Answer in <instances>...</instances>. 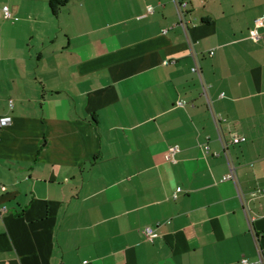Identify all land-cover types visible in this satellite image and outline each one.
Instances as JSON below:
<instances>
[{
  "label": "crops",
  "instance_id": "0c3cea01",
  "mask_svg": "<svg viewBox=\"0 0 264 264\" xmlns=\"http://www.w3.org/2000/svg\"><path fill=\"white\" fill-rule=\"evenodd\" d=\"M187 1L0 0V264L264 256V0Z\"/></svg>",
  "mask_w": 264,
  "mask_h": 264
},
{
  "label": "built area",
  "instance_id": "2783aa9c",
  "mask_svg": "<svg viewBox=\"0 0 264 264\" xmlns=\"http://www.w3.org/2000/svg\"><path fill=\"white\" fill-rule=\"evenodd\" d=\"M177 9H178V13L181 14L183 12V10H185L188 6V1L187 0H174ZM147 11H151V7H147ZM2 14L4 19H11V20H16V17L12 16V13L9 9V7L7 5H4L2 7ZM262 27L264 28V19L262 17H259L257 19H255L254 21V27L252 29H250L249 31V37L251 39H253L254 41H257L259 39V32H258V28ZM212 51L210 52V55H212ZM193 72H198L197 67H192L191 69ZM199 73V72H198ZM185 104L184 100H178L176 101V105L177 106H182ZM9 106H12L11 101L9 103ZM213 119L215 121H219L220 118L216 115H212ZM11 122V116L10 115H2L0 116V129L3 128L4 126L10 124ZM244 137L242 136H238V135H233L231 137V143L237 144L240 143L242 141H244ZM178 151L177 146H170L167 148L166 152L164 153V158L167 161H173L174 160V155L175 153ZM234 178V173L232 168L229 169V172L223 176V179H233ZM0 191L2 193H4L6 191V186L4 184H0ZM259 194L264 195V188L263 189H258ZM6 211V206H0V215L2 212ZM142 234L144 236L145 239L147 240H151L152 238H154L156 236V233L150 228V227H145L142 230ZM240 264H264V256L263 255H259L258 259L256 261H248L247 259H242L240 261Z\"/></svg>",
  "mask_w": 264,
  "mask_h": 264
},
{
  "label": "trees",
  "instance_id": "16d2710c",
  "mask_svg": "<svg viewBox=\"0 0 264 264\" xmlns=\"http://www.w3.org/2000/svg\"><path fill=\"white\" fill-rule=\"evenodd\" d=\"M69 0H48V5L51 13L56 16L60 8L67 4Z\"/></svg>",
  "mask_w": 264,
  "mask_h": 264
}]
</instances>
